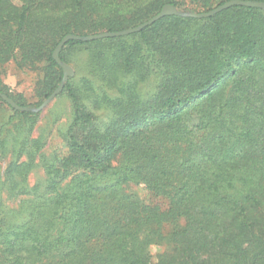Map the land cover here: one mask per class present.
Here are the masks:
<instances>
[{
    "label": "trees",
    "instance_id": "16d2710c",
    "mask_svg": "<svg viewBox=\"0 0 264 264\" xmlns=\"http://www.w3.org/2000/svg\"><path fill=\"white\" fill-rule=\"evenodd\" d=\"M215 4L0 0V65L41 74L33 104L1 82L0 92L39 107L62 80L52 54L66 35L134 28L165 5L206 13ZM262 13L232 6L67 41L59 58L74 73L55 98L70 116L47 157L44 133L31 135L41 112L0 98L10 111L0 122V264H264ZM37 156L45 179L31 188Z\"/></svg>",
    "mask_w": 264,
    "mask_h": 264
},
{
    "label": "rangeland",
    "instance_id": "374dc122",
    "mask_svg": "<svg viewBox=\"0 0 264 264\" xmlns=\"http://www.w3.org/2000/svg\"><path fill=\"white\" fill-rule=\"evenodd\" d=\"M218 1H225V0H218ZM228 1L230 0H227L226 2ZM242 1H250V0H242ZM215 3H217V1L213 0V4ZM218 6L220 5L217 4L213 5V8L211 10H213ZM177 9L184 12H192V11H188L185 8H177ZM262 12L263 13L260 16H264V10H262ZM83 59L84 58L82 57V52L76 53V58L74 60L76 61V63L79 64L80 67L82 62H84ZM69 66L73 69L71 65ZM73 73H74V69H73ZM40 80H41L40 72L36 73L31 71L19 70L12 61L5 65H0V82L5 87L7 94L12 98L20 97L27 104H33L38 100L35 97L34 88L36 86V83H38ZM39 112L41 113L36 118L35 124L33 125L34 130L33 132H31V135L33 137H37V136H41L39 135L41 132L44 133V135L46 136L44 137V139L46 140V144L44 148L45 154L44 153L43 154L45 155L44 157H47L50 153H52L56 149V145L59 142L58 141L59 137L56 129L58 127L62 128L65 126L68 117L70 116V104L66 100V98H54L45 108H43ZM9 115H10V111L6 108V106L0 103V122L3 121L6 122V119L8 118ZM54 118L55 121H53ZM16 120L15 122L17 123ZM25 120L26 119H20L19 120L20 124L28 125L30 123ZM39 160H40V156H37L35 161L36 163L35 167L33 168L27 180V183L31 188L38 186L40 187L44 183L45 176L42 167L39 163ZM7 161L8 159L4 157L0 158V176L3 175V171L5 169ZM129 189L146 203L158 202L157 199H155L149 192L144 190L142 187L131 186ZM15 200H11L10 205H15L16 202L15 203L13 202ZM160 203L161 202H158V204ZM151 252L153 255H155L159 252L161 253L162 249L153 247L151 249Z\"/></svg>",
    "mask_w": 264,
    "mask_h": 264
},
{
    "label": "water",
    "instance_id": "95a60500",
    "mask_svg": "<svg viewBox=\"0 0 264 264\" xmlns=\"http://www.w3.org/2000/svg\"><path fill=\"white\" fill-rule=\"evenodd\" d=\"M232 6H243V7H248V8H256V9H261L264 10V2H254V1H242V0H230L216 8H214L213 10H210L209 12L206 13H194V12H184V11H180L178 10L176 7L172 6V5H165L162 7V9L160 10V12L153 16L151 19H149L148 21L134 27V28H130L127 30H123V31H119V32H106V33H101V34H97V35H90V36H75V35H66L65 37H63L58 45L56 46V48L53 51L52 57L54 59V61L58 64V66L62 69L63 71V77L61 82L59 83L57 90H55L48 98H46L42 104L38 107V108H29V107H22L19 106L18 104H16V102H14L12 99H10L7 95L3 94L0 92V98L5 101L9 106H11L12 109L17 110L19 112H39L41 111L43 108H45L52 99H54L56 97V95H58L61 90H63V86L65 84V82L67 81L68 77H72L73 76V69L61 62L60 58H59V52L60 50L63 48V46L66 44L67 41L69 40H79V41H91V40H96V39H102V38H109V37H117V36H123V35H128L131 33H135L140 31L141 29H143L144 27L152 24L153 22H155L156 20L163 18L164 16H179V17H187V18H196V19H203V18H208V17H213V15L229 8Z\"/></svg>",
    "mask_w": 264,
    "mask_h": 264
}]
</instances>
